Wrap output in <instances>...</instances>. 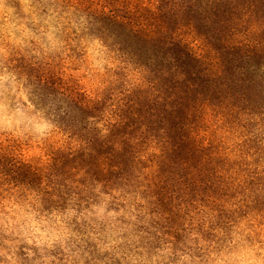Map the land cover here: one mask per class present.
<instances>
[{
	"label": "clouds",
	"instance_id": "obj_1",
	"mask_svg": "<svg viewBox=\"0 0 264 264\" xmlns=\"http://www.w3.org/2000/svg\"><path fill=\"white\" fill-rule=\"evenodd\" d=\"M220 3L0 0V264H264V0ZM153 40L211 84L176 128Z\"/></svg>",
	"mask_w": 264,
	"mask_h": 264
},
{
	"label": "rangeland",
	"instance_id": "obj_2",
	"mask_svg": "<svg viewBox=\"0 0 264 264\" xmlns=\"http://www.w3.org/2000/svg\"><path fill=\"white\" fill-rule=\"evenodd\" d=\"M219 7L223 9V11H219L217 13V19L213 21V23L218 28H222L221 22L227 21V0H221ZM197 28L201 31H208V28L205 27V24L200 19L197 20ZM220 34V32L217 33V35ZM128 39L130 42L141 45L145 43L141 35L137 33H128ZM151 46L154 50L160 52L161 54L171 53L172 55H174L177 63L181 66L183 71L189 74L188 81L185 82L183 85H173L174 88L179 87L181 91L171 102L172 111H166L163 113L164 117L169 121L172 127L176 128L179 126V124L183 122L186 108L197 100V94L200 92H206L211 87V84L206 78H203L199 75V66L196 65V63L191 59V57L187 56V54L184 52V49L180 47L166 49L164 48L163 43L160 40H155V43H153L152 41ZM219 47V60L223 68L224 79L229 80L233 74L234 62H236L240 58L241 53L239 52V50L230 49L224 47L223 45H219ZM193 72H196L197 74L193 76ZM188 82H190V85ZM162 109L163 105H160V110Z\"/></svg>",
	"mask_w": 264,
	"mask_h": 264
},
{
	"label": "trees",
	"instance_id": "obj_3",
	"mask_svg": "<svg viewBox=\"0 0 264 264\" xmlns=\"http://www.w3.org/2000/svg\"><path fill=\"white\" fill-rule=\"evenodd\" d=\"M153 43H155V40H153Z\"/></svg>",
	"mask_w": 264,
	"mask_h": 264
}]
</instances>
